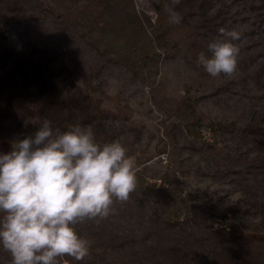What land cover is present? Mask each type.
Listing matches in <instances>:
<instances>
[{
  "label": "rangeland",
  "instance_id": "rangeland-1",
  "mask_svg": "<svg viewBox=\"0 0 264 264\" xmlns=\"http://www.w3.org/2000/svg\"><path fill=\"white\" fill-rule=\"evenodd\" d=\"M169 4L0 0V51L62 69L66 93L98 104L107 142L136 161L129 199H114L106 219L75 226L91 242L88 256L72 258L78 264H172L165 250L180 243L198 257L209 249L203 264H217L225 257L216 251L264 246V167H254L264 143V0H182L175 25ZM221 28L241 35L238 67L214 78L197 58L210 55ZM23 68L1 61L0 86ZM38 118L0 117V153L35 131ZM223 229L250 245L216 234ZM11 259L0 245V264Z\"/></svg>",
  "mask_w": 264,
  "mask_h": 264
},
{
  "label": "clouds",
  "instance_id": "clouds-1",
  "mask_svg": "<svg viewBox=\"0 0 264 264\" xmlns=\"http://www.w3.org/2000/svg\"><path fill=\"white\" fill-rule=\"evenodd\" d=\"M182 0L165 6L168 23L181 22ZM220 37L199 53L197 64L211 77L232 76L238 67L241 39L236 30L219 29ZM113 141H95L91 127H39L11 141L0 153V245L11 264H60L89 255L91 242L76 225L106 219L114 199L126 202L137 186L136 161ZM65 264L67 262L65 261Z\"/></svg>",
  "mask_w": 264,
  "mask_h": 264
},
{
  "label": "trees",
  "instance_id": "trees-1",
  "mask_svg": "<svg viewBox=\"0 0 264 264\" xmlns=\"http://www.w3.org/2000/svg\"><path fill=\"white\" fill-rule=\"evenodd\" d=\"M10 57H13L15 62L24 68L21 71V77L11 80L5 87L0 86V117L2 119L35 117L39 112L38 121L34 124L35 130L44 119H49L54 128L58 127L62 131H66L70 124H79L82 127L92 128L97 143L101 145L108 143L106 126L102 123L105 115L101 112L99 105L89 101L90 98L81 99L77 95L66 93L70 77L62 69L51 68L42 62L23 59L14 51L2 47L0 62L7 61ZM38 103L42 106L37 112ZM257 149L262 155L256 159L254 167L259 169L264 167V143L257 144ZM262 211L264 213V206ZM155 213L157 210H154L153 214ZM186 221L183 220L181 223L186 224ZM168 225L171 224L168 223ZM216 234L222 238H229L231 242H234L233 244H236L239 239L246 240L245 245H250L243 233L236 234V232L223 229L217 230ZM205 251L204 256L198 257L200 253L198 250L188 249L186 244L180 243L167 247L165 253L172 260V264H203L208 262L207 258L212 254L209 249ZM213 254L225 257L224 262H217V264H264L263 245L255 251L240 247L236 251L230 248L222 252L216 251ZM65 261L67 264H78L67 256Z\"/></svg>",
  "mask_w": 264,
  "mask_h": 264
},
{
  "label": "built area",
  "instance_id": "built-area-1",
  "mask_svg": "<svg viewBox=\"0 0 264 264\" xmlns=\"http://www.w3.org/2000/svg\"><path fill=\"white\" fill-rule=\"evenodd\" d=\"M162 159L166 160V157L163 155V156H162Z\"/></svg>",
  "mask_w": 264,
  "mask_h": 264
}]
</instances>
